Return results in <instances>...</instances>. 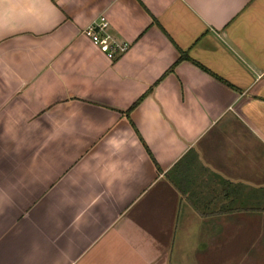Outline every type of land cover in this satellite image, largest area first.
Instances as JSON below:
<instances>
[{"label": "crops", "instance_id": "obj_1", "mask_svg": "<svg viewBox=\"0 0 264 264\" xmlns=\"http://www.w3.org/2000/svg\"><path fill=\"white\" fill-rule=\"evenodd\" d=\"M0 264H264V0H0Z\"/></svg>", "mask_w": 264, "mask_h": 264}, {"label": "built area", "instance_id": "obj_2", "mask_svg": "<svg viewBox=\"0 0 264 264\" xmlns=\"http://www.w3.org/2000/svg\"><path fill=\"white\" fill-rule=\"evenodd\" d=\"M83 36L111 62L125 55L130 49V44L119 42L111 34L110 24L105 15L91 22L83 31Z\"/></svg>", "mask_w": 264, "mask_h": 264}, {"label": "trees", "instance_id": "obj_3", "mask_svg": "<svg viewBox=\"0 0 264 264\" xmlns=\"http://www.w3.org/2000/svg\"><path fill=\"white\" fill-rule=\"evenodd\" d=\"M138 105V103L137 104H135L133 107H132V109H134L136 106ZM132 109H130V110H132Z\"/></svg>", "mask_w": 264, "mask_h": 264}]
</instances>
